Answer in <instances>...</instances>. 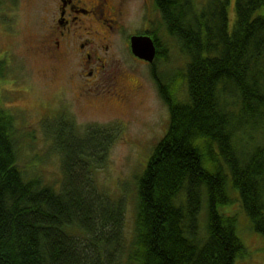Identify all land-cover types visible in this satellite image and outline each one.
<instances>
[{
    "label": "trees",
    "instance_id": "trees-1",
    "mask_svg": "<svg viewBox=\"0 0 264 264\" xmlns=\"http://www.w3.org/2000/svg\"><path fill=\"white\" fill-rule=\"evenodd\" d=\"M154 1L163 35H140L157 50L151 75L169 123L137 178L128 245L123 199L95 183L113 132H78L62 114L65 127L47 130L62 159L56 187L19 166L15 118L0 109V264H235L246 251L238 221L219 211L230 188L264 239V0H235L232 25L231 0ZM170 40L186 64L167 76Z\"/></svg>",
    "mask_w": 264,
    "mask_h": 264
},
{
    "label": "rangeland",
    "instance_id": "rangeland-1",
    "mask_svg": "<svg viewBox=\"0 0 264 264\" xmlns=\"http://www.w3.org/2000/svg\"><path fill=\"white\" fill-rule=\"evenodd\" d=\"M145 3L144 0L129 2L128 25L114 38L112 53L118 68L129 71L136 79L135 84L144 86L129 103L122 105L114 101L79 102L76 77L81 69L77 63L51 62L36 49L40 25L36 3L0 0V62L7 68L5 77L0 78V109L15 118L19 166L29 179L40 177L44 184L59 187L63 180L62 159L47 130L59 132L65 127L67 123L58 120L62 114L68 122L75 123L78 132L89 127L109 128L116 140L106 164L95 175V183L111 201L123 199L126 245L134 226L137 178L145 171L154 147L167 134L169 123L168 108L159 96L151 65L142 64L132 54L131 45L127 46L129 36L142 33L147 26ZM234 7L235 0H231L228 9L231 25L235 19ZM154 17L152 27L162 36L158 23L162 16ZM168 45L169 61L160 63L159 69L172 76L184 68L186 59L173 41H168ZM185 94L180 92L181 100ZM229 196L231 203L221 206L219 211L237 218V235L246 249L235 264H264V239L254 232L249 217L242 211L238 193L230 188ZM201 224L204 225L203 219Z\"/></svg>",
    "mask_w": 264,
    "mask_h": 264
},
{
    "label": "flooded vegetation",
    "instance_id": "flooded-vegetation-1",
    "mask_svg": "<svg viewBox=\"0 0 264 264\" xmlns=\"http://www.w3.org/2000/svg\"><path fill=\"white\" fill-rule=\"evenodd\" d=\"M26 1H34L40 13L38 53L54 63L75 62L81 69L76 77L79 102L114 101L123 105L144 89L137 82L135 84L136 79L129 71L118 68L112 53L116 33L128 25L127 5L131 0ZM144 1L147 11L144 31L149 32L156 21L152 17L158 15L160 18L161 15L154 0ZM133 35L145 36L133 33L127 46ZM109 67L110 71L107 70Z\"/></svg>",
    "mask_w": 264,
    "mask_h": 264
},
{
    "label": "water",
    "instance_id": "water-1",
    "mask_svg": "<svg viewBox=\"0 0 264 264\" xmlns=\"http://www.w3.org/2000/svg\"><path fill=\"white\" fill-rule=\"evenodd\" d=\"M132 54L148 64H153L157 55L154 41L148 36H133L130 40Z\"/></svg>",
    "mask_w": 264,
    "mask_h": 264
}]
</instances>
